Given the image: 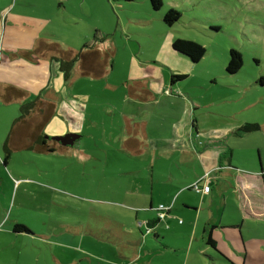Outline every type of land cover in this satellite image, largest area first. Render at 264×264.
Instances as JSON below:
<instances>
[{
	"label": "crops",
	"instance_id": "1",
	"mask_svg": "<svg viewBox=\"0 0 264 264\" xmlns=\"http://www.w3.org/2000/svg\"><path fill=\"white\" fill-rule=\"evenodd\" d=\"M64 3L49 12L51 8L40 6L24 10L22 0H0V108L5 106L0 110V127L7 128L5 133L0 128L2 154L9 137L7 159L20 149L62 158L61 171L55 174L72 175L67 168L74 165L82 168L77 187H93L98 195L104 190L118 192L120 200L75 194L69 203L83 201L80 206L88 219L106 217L101 204L128 208L138 230L137 250L146 255L163 257L165 250L177 251V240L184 237L189 252L199 240L228 264H264V158L258 143L253 146L258 149V165L253 151L239 154L237 145L250 133L237 130L245 121L213 107L210 100L199 101L198 82L183 83L191 74L189 66L197 62L171 49L173 36H168L169 45H161L159 56L131 57L127 66H116L118 42L88 37L89 29L76 34L73 19L62 27V19L56 18ZM75 55L64 78L59 62ZM172 73L186 77L172 84ZM33 99H37L34 109L14 125L19 105ZM68 132L78 135L72 144L52 138ZM7 161L1 159L2 166ZM37 171L40 178L47 174L45 168ZM109 173L114 176L108 177ZM91 175H96L93 180ZM12 179L14 183L0 194L1 213L11 202L15 185L11 206L26 205L27 191L33 187L23 183L35 182L31 185L45 192L41 197L34 194L41 205L58 204L55 188L42 179L31 181L20 175ZM8 180L0 177V191ZM194 182L199 187L207 184L208 191L190 188ZM17 191L20 198L15 203ZM126 191L131 204L125 201ZM160 204L166 207L162 219L157 218ZM52 220L49 213L45 223ZM15 223L27 226L14 218L3 229L2 223L0 230L20 234L22 241H40L42 246H29L44 255L51 249L54 263L65 264L63 255L55 252L63 231L14 232ZM153 255L146 264H152ZM138 256L132 253L130 259Z\"/></svg>",
	"mask_w": 264,
	"mask_h": 264
},
{
	"label": "rangeland",
	"instance_id": "2",
	"mask_svg": "<svg viewBox=\"0 0 264 264\" xmlns=\"http://www.w3.org/2000/svg\"><path fill=\"white\" fill-rule=\"evenodd\" d=\"M61 1L22 0V3L24 10H36L37 6H40L51 8L49 10L51 12L52 8ZM63 1H65L64 7H60L59 12L63 16L58 14L56 18L62 19V27L65 28L67 22L70 23L73 19L76 34L89 29L88 37L104 36L107 40L115 39L119 47L115 58L116 66L118 64L127 66L131 57L137 60L150 55L159 56L158 50L161 45L166 42L169 45V35L200 43L205 48V53L195 65L189 66L191 74L183 80V83L189 86L194 81L198 82L199 101L210 100L213 107L235 114L236 119L258 123L260 129L245 136L244 142L237 145L240 148L238 152L244 154L246 151H253L258 165V149H253L254 144L258 143L264 158V0H162L161 7L156 10L149 6L147 0ZM170 7L178 9L181 15L177 22L168 27L162 22L161 16ZM229 48L238 50L242 57L240 69L232 74L224 71ZM169 58L171 59L170 55ZM1 109H5V106ZM5 126H9V121ZM0 128H3L4 133L7 130L3 125ZM31 145L33 146L34 143ZM21 150L13 153L4 166L1 164L3 159L1 156L4 155L0 151V177L11 179L2 184L3 190L0 194L6 192L13 177L20 175L28 176L31 181L42 179L55 188L60 198L57 200V205L51 203L41 205L34 194L39 196L45 192L40 191L36 185H31L35 182L23 183L22 185L33 187L27 191L29 196L25 200L26 205L11 206L15 185L9 206L5 207L3 213L0 210V216L3 218L1 224L4 223L1 229L16 218L26 222L31 233L35 235L48 229L63 231L57 237L59 248L56 247L55 252L63 255L65 264H146L147 257L153 254L146 255L143 249L137 250L138 230L132 220L133 212L128 208L101 204V208L106 211V217L88 219L80 206H83V201L78 200L75 205L69 203L75 201L73 200L75 194L120 200L118 192L104 190L98 195L93 187L89 189L77 187L78 173L82 168L73 165V168H67L72 175L55 174L61 171L59 167L61 162H64L62 158L40 155L32 150ZM37 168H45L47 174L44 178L35 174ZM94 176L96 175H93L91 180ZM111 176L114 175L109 173L108 177ZM35 187L38 189L35 190ZM19 191L15 203L20 198ZM129 192H125L126 202H130ZM42 201L44 202L45 199ZM49 213H52L53 220L47 225L45 218ZM118 216L122 219V225L117 223H121L117 219ZM145 229L143 224L140 230L144 232ZM74 230H78V233L72 234L71 231ZM22 237L24 236L20 234L11 236L0 230V264H15L16 260L20 264H55V260L51 257V249H48V255L39 254L41 250L36 247L32 249V245H29L42 246L40 241L34 240L31 243L28 238H25L27 241H22ZM177 241V246L183 249L165 250L163 257L153 255L151 263L228 264L220 260L211 248L201 246L199 240L198 243H194L198 249L197 255L194 246L190 252L185 248L184 237L178 238ZM19 249H21L20 254H18ZM132 253H138V258L131 260Z\"/></svg>",
	"mask_w": 264,
	"mask_h": 264
},
{
	"label": "trees",
	"instance_id": "3",
	"mask_svg": "<svg viewBox=\"0 0 264 264\" xmlns=\"http://www.w3.org/2000/svg\"><path fill=\"white\" fill-rule=\"evenodd\" d=\"M125 1H134V0H125ZM147 1L149 3V6L153 10L159 9L162 4V0H147ZM180 15L181 13L179 12L178 9L174 7H170L167 10H165V12H163L161 16V20L166 26L169 27L178 21V19L180 18ZM170 46L173 51L185 56L190 62H193V63L198 62L205 53V48L200 43L192 39L176 37L171 41ZM76 58H77V55H75L74 57L70 59L61 60L59 62V67H60V70L63 72L64 78L68 76L72 63ZM241 65H242L241 53L235 48H229L227 52V62L225 64L224 71L228 74L235 73L240 69ZM185 77H186V74L184 73H172L170 75V83L173 84L177 81L183 80ZM36 101L37 99H33V100H29L19 105L18 115L13 120L14 125L15 123L19 122L21 119H23L26 115H28L34 109ZM258 129H260V126L258 123L244 122L238 127L237 130L240 132H251V131L258 130ZM8 138L9 137H7L2 144V148L4 151L3 163L6 162L8 155L10 153V148L8 146ZM261 174H262L261 175L262 180L264 182V172H262ZM153 222L154 220L152 221V223ZM148 225L151 226V222H148ZM12 231L26 232V233L31 232L27 226L21 223H15L12 226ZM207 241L210 243L211 246H214L210 237L207 238Z\"/></svg>",
	"mask_w": 264,
	"mask_h": 264
},
{
	"label": "water",
	"instance_id": "4",
	"mask_svg": "<svg viewBox=\"0 0 264 264\" xmlns=\"http://www.w3.org/2000/svg\"><path fill=\"white\" fill-rule=\"evenodd\" d=\"M76 133L68 132L62 135H57L52 137L55 140H58L62 145L72 144L73 141L77 138Z\"/></svg>",
	"mask_w": 264,
	"mask_h": 264
},
{
	"label": "built area",
	"instance_id": "5",
	"mask_svg": "<svg viewBox=\"0 0 264 264\" xmlns=\"http://www.w3.org/2000/svg\"><path fill=\"white\" fill-rule=\"evenodd\" d=\"M190 188H192V189H194L196 191L201 190L203 192H206L209 189L207 184H204L202 187H199L197 182L192 183L190 185ZM158 208H159V212L157 214V217H158V219H162L164 217V215H165V212H164L163 208L165 209L166 207H164L162 204H160Z\"/></svg>",
	"mask_w": 264,
	"mask_h": 264
}]
</instances>
